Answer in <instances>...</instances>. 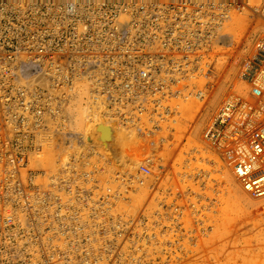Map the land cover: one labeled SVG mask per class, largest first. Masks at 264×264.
I'll list each match as a JSON object with an SVG mask.
<instances>
[{"label":"built area","instance_id":"1","mask_svg":"<svg viewBox=\"0 0 264 264\" xmlns=\"http://www.w3.org/2000/svg\"><path fill=\"white\" fill-rule=\"evenodd\" d=\"M258 17L264 0H0V264H211L208 212L166 176L224 87L203 142L264 197Z\"/></svg>","mask_w":264,"mask_h":264},{"label":"rangeland","instance_id":"2","mask_svg":"<svg viewBox=\"0 0 264 264\" xmlns=\"http://www.w3.org/2000/svg\"><path fill=\"white\" fill-rule=\"evenodd\" d=\"M263 29L264 20L260 17L248 34L247 27H243V47L248 45V40L255 33ZM231 70L234 72L233 68ZM227 77L234 78V75ZM223 92L224 87L218 88L210 105L192 123L188 137L176 135L178 142L175 163L181 169L168 172L166 180L170 182L173 180L170 176H174L179 191L183 190L191 198L197 206L196 210L204 209L208 212L207 253L211 264H264V197L249 196L222 160L203 142L201 135L202 128L212 116ZM183 126L185 124L180 125V129ZM108 129H113L112 134L115 132L116 138H112L113 141L104 138L100 140L107 148H113L114 143L121 142L123 130L110 124H97L93 127L88 123L85 126L86 133L105 132Z\"/></svg>","mask_w":264,"mask_h":264},{"label":"bare ground","instance_id":"3","mask_svg":"<svg viewBox=\"0 0 264 264\" xmlns=\"http://www.w3.org/2000/svg\"><path fill=\"white\" fill-rule=\"evenodd\" d=\"M75 117V119H77V115H75L74 116ZM76 121H78V120H76ZM98 124H109V123H106V122H98ZM101 127V126H100ZM120 130V129H119ZM115 131V130H114ZM112 132H113V129L112 130H110V129H108L107 131H105V132H97V131H95V132H93V131H88V133L89 134H93V133H97V134H99V137L100 138H104V139H106V140H109V139H111L112 141H113V139L112 138H116V137H114L115 136V132H114V135L112 134ZM117 133V132H116ZM117 135V134H116ZM119 135V134H118ZM116 140V139H115ZM103 141V140H102ZM115 142V141H114Z\"/></svg>","mask_w":264,"mask_h":264}]
</instances>
